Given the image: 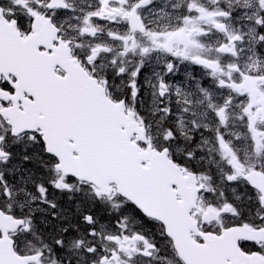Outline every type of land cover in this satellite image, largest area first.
<instances>
[{"label": "snow or ice", "instance_id": "obj_1", "mask_svg": "<svg viewBox=\"0 0 264 264\" xmlns=\"http://www.w3.org/2000/svg\"><path fill=\"white\" fill-rule=\"evenodd\" d=\"M0 264H264V0H0Z\"/></svg>", "mask_w": 264, "mask_h": 264}]
</instances>
